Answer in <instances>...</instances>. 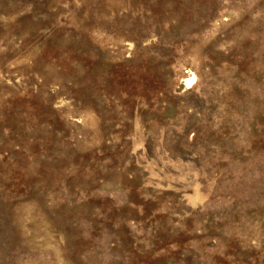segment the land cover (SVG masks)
I'll return each mask as SVG.
<instances>
[{
	"label": "rangeland",
	"instance_id": "1",
	"mask_svg": "<svg viewBox=\"0 0 264 264\" xmlns=\"http://www.w3.org/2000/svg\"><path fill=\"white\" fill-rule=\"evenodd\" d=\"M0 264H264V0H0Z\"/></svg>",
	"mask_w": 264,
	"mask_h": 264
},
{
	"label": "bare ground",
	"instance_id": "2",
	"mask_svg": "<svg viewBox=\"0 0 264 264\" xmlns=\"http://www.w3.org/2000/svg\"><path fill=\"white\" fill-rule=\"evenodd\" d=\"M192 81H193V78H191V79H187V80H186V83L189 85V84L192 83Z\"/></svg>",
	"mask_w": 264,
	"mask_h": 264
}]
</instances>
